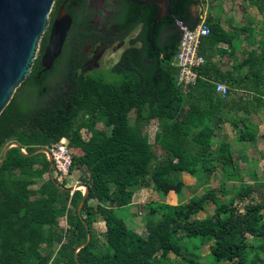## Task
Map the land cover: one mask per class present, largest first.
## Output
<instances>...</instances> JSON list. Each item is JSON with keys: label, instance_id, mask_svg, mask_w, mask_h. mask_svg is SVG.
Listing matches in <instances>:
<instances>
[{"label": "trees", "instance_id": "1", "mask_svg": "<svg viewBox=\"0 0 264 264\" xmlns=\"http://www.w3.org/2000/svg\"><path fill=\"white\" fill-rule=\"evenodd\" d=\"M62 1H55L52 19ZM170 1L172 15L154 23L155 5L117 0L123 10L117 23L124 30L117 40L137 25L141 31L110 69L121 75L115 82L78 73L64 57L39 76L47 36L41 40L32 71L19 87L23 90L0 114V158L5 146L19 144L7 150L0 168V264H169L170 254L184 264H205L199 255L204 246L209 250L206 264H264L259 247L247 240L264 239V183L242 182L237 187L234 179L219 184L216 192L221 198L212 189L180 206L148 204L139 228L124 217L136 187L151 185L164 196L174 192L182 200L190 187L177 179L179 173L202 180L220 167L224 175L237 178L231 143L219 142L214 153L215 133L228 123L238 142L253 144L256 127L246 115L264 109V33L238 64L245 68L243 74L233 75L212 61L225 51L217 48L220 43L231 52L237 47L236 30L218 22H206L210 33L199 44L205 59L197 69L199 78L187 92L180 89L178 70L172 65L180 40L175 23L194 27L200 19L190 9L201 0ZM246 1L263 12L264 0ZM87 36L82 35L80 44ZM217 82L228 86L226 97L215 93ZM239 90L251 98L236 100ZM152 120L157 126L150 142L145 128ZM82 130L89 138L82 137ZM62 138L72 153L70 173L81 171L88 191L80 213L81 191L58 189L48 175L46 155H31ZM255 192L258 202L250 200ZM208 202L214 205L212 214L190 221ZM94 214L105 226L102 251L92 232ZM63 218L65 226L60 224ZM87 232L90 241L80 247Z\"/></svg>", "mask_w": 264, "mask_h": 264}, {"label": "rangeland", "instance_id": "2", "mask_svg": "<svg viewBox=\"0 0 264 264\" xmlns=\"http://www.w3.org/2000/svg\"><path fill=\"white\" fill-rule=\"evenodd\" d=\"M212 3L218 4L222 2V6H226V12L228 17H237V20H234L233 24L237 27H242L241 25L245 26H252V33H251V45L254 47L257 46L258 43L262 40V35L264 33V10L263 12H259L254 6H251L248 1L246 0H209ZM235 15V16H232ZM52 18L51 14L49 16L47 22V29L50 25ZM236 21V22H235ZM47 33V32H46ZM46 34L42 37H45ZM135 31L131 32L128 37L125 39L124 43L121 45L120 49H116V46H112V48L107 49L105 51L103 57L100 59L97 68L87 69L85 70V74L92 75L96 78L104 79L107 82H115L118 81L121 77L120 74L113 72L110 70L113 63L117 62L119 55L123 52L126 48L130 46V41L134 39ZM243 35H247L246 32L242 33ZM253 42V44H252ZM41 43V42H40ZM138 46V44H136ZM38 52L36 57L39 56L40 46L38 47ZM24 87L19 88L16 90L14 95H20V91L23 90ZM243 96L246 94H242ZM250 95H246V97ZM245 97V96H244ZM248 97V98H249ZM130 117H133V113H130ZM247 121L255 125L256 130V142L253 144H249L246 142H238L236 137V132L232 129L229 124L223 125L221 132L218 131L215 133V146L213 148L214 153L217 152L219 142L220 141H227L231 143L233 148V155L235 160L237 161L238 167L240 169V173L237 178H232L224 175L218 167L215 174H212L208 178H203L202 180H198L196 178H192L189 180H185L184 182L187 183L190 187L189 190H185L183 192V199L180 200L177 197L175 200L171 201L168 196H164L161 193H158L153 190L151 185L149 186H141L134 188V201L132 206L129 208L128 211L125 212L124 217L128 220V222L134 227L139 228L143 226V216L145 215V206L148 204H155V203H164L170 205H184L190 199L198 198L204 195L207 191L214 189L215 194L220 197V193L216 192L219 184L224 181L234 180L233 185L239 187L242 182L247 183L249 185H255V183H264V109L258 110L256 112H251L250 115L247 116ZM156 126L154 122L150 124L148 127L145 128V132L149 135V141H153V134L156 131ZM97 128H102L101 124H97ZM221 128V127H220ZM82 137L84 139L89 138V133L85 130H82ZM75 154V152L73 151ZM243 155L246 156V160L242 157ZM159 159H162V155L159 154ZM188 175V174H187ZM190 176V175H188ZM48 175L44 176L43 180L47 179ZM177 177V176H176ZM191 177V176H190ZM56 178V176H55ZM83 180V175L81 171H74L69 173L68 177L64 178V189L73 188L78 181L81 183ZM257 181V182H256ZM59 182V181H58ZM37 185L32 186L33 189H36ZM232 183V182H231ZM82 184V183H81ZM231 185V184H229ZM261 187V186H260ZM85 188L83 186H78L77 190ZM262 194L264 195V187L261 190ZM221 198V197H220ZM250 200H254L258 202L260 200V195L258 192H255L251 195ZM237 205L240 203L236 202ZM214 205L211 202L205 206V210L201 213H198L190 218V221L203 219L205 216L212 214ZM73 210L72 207H70ZM95 223L93 225V236L97 239L98 243V251H102L104 244H105V226L102 217L98 214H94ZM60 224L65 226V218L60 219ZM248 242H252L259 247L260 253L264 256V239L255 240L250 236H247ZM58 248V244H54V250ZM209 250L207 246H204L200 251L199 255L201 257V261L203 263H209ZM169 264H184L183 260L179 257H175L173 254L169 255Z\"/></svg>", "mask_w": 264, "mask_h": 264}, {"label": "water", "instance_id": "3", "mask_svg": "<svg viewBox=\"0 0 264 264\" xmlns=\"http://www.w3.org/2000/svg\"><path fill=\"white\" fill-rule=\"evenodd\" d=\"M56 0H0V114L9 104L15 92L26 80L32 71L38 47L44 34L47 36L46 45L40 55L39 63L41 71L39 76L50 71L56 60L59 58L67 33L70 29L72 19L66 12L65 6L69 0H63L55 12L47 29V22L52 13ZM137 6L155 5L157 14L154 23L164 16H170L172 3L170 0H129ZM47 32V33H46ZM19 147L18 143L5 146L1 153L0 168L2 167L7 150L12 147ZM23 152V151H22ZM45 148H40L31 155L45 153ZM24 153V152H23ZM49 161L48 175L51 181L60 190H65L55 181L52 173V163ZM76 188H67L70 192ZM82 195L77 212L88 193ZM87 240L80 247H84L90 241V234L87 232ZM78 247V249L80 248Z\"/></svg>", "mask_w": 264, "mask_h": 264}, {"label": "flooded vegetation", "instance_id": "4", "mask_svg": "<svg viewBox=\"0 0 264 264\" xmlns=\"http://www.w3.org/2000/svg\"><path fill=\"white\" fill-rule=\"evenodd\" d=\"M66 5L68 6L65 9L71 16L72 23L62 52L56 62L64 57L77 66L78 73L85 74V70L98 67V63L107 49L114 45L117 50L120 49L128 37L120 41L117 40L124 32L117 23L123 10L117 0H69ZM133 31H135L134 38L138 37L141 26L137 25L131 32ZM84 33L88 35L87 40L80 44ZM109 40H115V42L106 45ZM137 44L141 45L140 42ZM117 62L113 63L111 68Z\"/></svg>", "mask_w": 264, "mask_h": 264}, {"label": "built area", "instance_id": "5", "mask_svg": "<svg viewBox=\"0 0 264 264\" xmlns=\"http://www.w3.org/2000/svg\"><path fill=\"white\" fill-rule=\"evenodd\" d=\"M175 24L180 32V40L172 65L178 70L177 85L183 92H187L199 78L197 69L205 63L204 57L199 54V44L202 38L209 35L210 29L204 19H200L192 28L182 21H176ZM227 92L228 87L224 83H215L217 95L226 97ZM45 149L44 154L52 163L53 176H56L59 183L63 182L64 178L69 176L72 164V153L67 140L62 138L59 142L51 144Z\"/></svg>", "mask_w": 264, "mask_h": 264}, {"label": "crops", "instance_id": "6", "mask_svg": "<svg viewBox=\"0 0 264 264\" xmlns=\"http://www.w3.org/2000/svg\"><path fill=\"white\" fill-rule=\"evenodd\" d=\"M190 11L192 12V16L194 18L199 17V19H204L206 22H218L221 24V26L224 29H235L236 30L235 34L238 36V38L236 40L237 41L236 50L234 52H231L230 49H228V46L226 44L220 43L217 48L225 50V51H223L222 54H217L215 57H213L212 61L214 63H216L217 67L221 71H231L233 73V75H242L243 72L245 71V68L244 69L239 68L238 64L241 63V61L247 57V53L250 50L256 48L253 45H251V41H252L251 40V32H252L251 27L252 26L250 27L249 25L248 26L241 25L242 27H240V26L237 27L236 25H234L233 22H234V20H237V17H234V18L231 16L228 17V14L226 12V6L225 5L222 6V2H219L218 4L215 5V3H212L209 0H201V2L199 4H197L195 7H192L190 9ZM232 16H235V15H232ZM243 27L245 28V30H241ZM243 32H246L247 35L242 36ZM203 44H205L204 41H203ZM252 44H253V42H252ZM242 94H245V93H243L241 90H239V92H237V94H235L234 98L236 100H238V98H242L244 100L251 98L250 94H246V95H250V97L249 96L246 97V95H244L245 96L244 97ZM263 99H264V97H263ZM250 113L248 115H250ZM248 115H246V116H248ZM152 122H154L155 125H157L156 120H152L150 122V124H152ZM225 124H228V123H225ZM225 124H223V125H225ZM250 124L253 125L252 123H250ZM223 125L221 126V128L217 134H219V132H221ZM253 126H255V125H253ZM220 142H227V141L222 140ZM232 154H233V148H232ZM233 157H234V155H233ZM243 157L245 158V160L247 159L245 155H243ZM243 157H242V159H243ZM237 166H238V164H237ZM239 173H240V169L238 167V175H239ZM184 178H185V180H189V179H192L193 177L188 176L186 173L177 174V179L181 180L186 185L187 183H185L183 181ZM74 183H76V185L81 184V183H78V181H75ZM74 188H76V186H74ZM80 191L83 195V194H85L86 189L85 190L80 189ZM167 196L170 198L171 201L175 200V198H176V195L174 192H170ZM164 203H166V202H164Z\"/></svg>", "mask_w": 264, "mask_h": 264}]
</instances>
